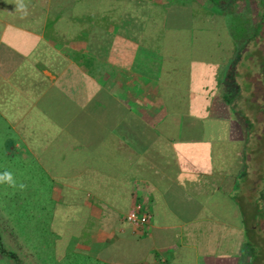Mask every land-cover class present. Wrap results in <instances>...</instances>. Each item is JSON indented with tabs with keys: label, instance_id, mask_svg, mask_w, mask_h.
<instances>
[{
	"label": "crops",
	"instance_id": "crops-1",
	"mask_svg": "<svg viewBox=\"0 0 264 264\" xmlns=\"http://www.w3.org/2000/svg\"><path fill=\"white\" fill-rule=\"evenodd\" d=\"M164 2L0 0V171L59 254L264 264V76L224 16Z\"/></svg>",
	"mask_w": 264,
	"mask_h": 264
},
{
	"label": "rangeland",
	"instance_id": "rangeland-1",
	"mask_svg": "<svg viewBox=\"0 0 264 264\" xmlns=\"http://www.w3.org/2000/svg\"><path fill=\"white\" fill-rule=\"evenodd\" d=\"M176 1L165 0L164 6L169 8ZM186 3L191 5V9L201 12L204 10L217 12L219 9L213 6L210 0H178L180 6L181 4L186 6ZM254 4L256 6L255 2ZM244 5L246 4H242ZM248 6L254 8V5ZM226 8L222 5L221 9L226 10ZM239 10L242 11L243 7H239ZM231 21L233 26L231 25L230 29L233 31L238 28L235 26L238 23L233 19ZM237 39H241L240 34L237 35ZM251 48L254 52L252 64L255 69H260L256 62V58L261 56V53L257 52L260 47L254 43ZM8 159L5 154L3 159L0 158L6 161L4 166L11 169L20 165L19 161V164H16L17 159L12 158V162H7ZM18 174L25 177L15 179L17 187L0 184V264H82L83 261L84 264H90V259L87 260L82 254H59L58 242L55 243L59 237L53 232V228L43 226V222L49 219L51 212L31 209L33 206L31 204V173L19 172ZM20 184L25 187L21 189ZM262 246L264 247V244Z\"/></svg>",
	"mask_w": 264,
	"mask_h": 264
},
{
	"label": "trees",
	"instance_id": "trees-1",
	"mask_svg": "<svg viewBox=\"0 0 264 264\" xmlns=\"http://www.w3.org/2000/svg\"><path fill=\"white\" fill-rule=\"evenodd\" d=\"M254 2L256 3V6ZM210 3H212L213 6L215 5L216 8H219H217V14L224 16L229 26H233L232 19L239 24H235L238 28L233 29V31L230 29L240 47L238 59L242 56L245 61L252 56L254 59V52L252 51L251 46L255 43L260 47L257 52H260L261 56L256 58V62L260 68L259 73L264 76V0H210ZM186 4V6L182 4L180 6L178 5V2H175V4L171 5L169 8L165 7L164 11L170 12L171 10H178L181 13L190 10L198 11L197 9H191V5L188 3ZM242 4L246 5L242 6ZM247 4L251 6L254 5V8H250ZM222 5H225V8L227 7L226 10L221 9ZM239 7H243V10L240 11ZM204 11L214 14L211 10ZM172 21L175 20L169 18L168 24L172 25ZM238 34H240L241 39H237Z\"/></svg>",
	"mask_w": 264,
	"mask_h": 264
},
{
	"label": "built area",
	"instance_id": "built-area-1",
	"mask_svg": "<svg viewBox=\"0 0 264 264\" xmlns=\"http://www.w3.org/2000/svg\"><path fill=\"white\" fill-rule=\"evenodd\" d=\"M153 215L150 208L145 203H137L135 207L126 215V219L136 227H143L152 221Z\"/></svg>",
	"mask_w": 264,
	"mask_h": 264
},
{
	"label": "clouds",
	"instance_id": "clouds-1",
	"mask_svg": "<svg viewBox=\"0 0 264 264\" xmlns=\"http://www.w3.org/2000/svg\"><path fill=\"white\" fill-rule=\"evenodd\" d=\"M0 184H7L12 187H17V182L14 178L13 173L8 170L0 171ZM19 187L22 189L25 186L23 184H20Z\"/></svg>",
	"mask_w": 264,
	"mask_h": 264
}]
</instances>
